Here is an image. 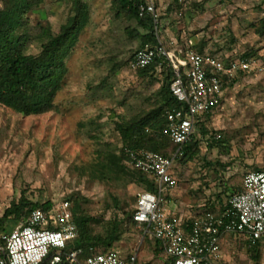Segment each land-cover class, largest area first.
Returning a JSON list of instances; mask_svg holds the SVG:
<instances>
[{"label":"rangeland","instance_id":"obj_1","mask_svg":"<svg viewBox=\"0 0 264 264\" xmlns=\"http://www.w3.org/2000/svg\"><path fill=\"white\" fill-rule=\"evenodd\" d=\"M80 2L84 27L65 60L67 74L55 109L24 117L0 106V218L21 197L39 204L68 201L99 220L93 230L102 233L114 216L133 211L143 190L110 169L107 156L121 146L116 127L159 107L162 80L157 74L140 78L126 66L140 43L133 35L144 32L119 13L113 0ZM75 16L73 0H42L24 17L25 54L41 51V28L57 35ZM262 18L264 0H205L190 18L163 17L166 44L175 38L180 47L190 41L208 54H248L263 68L225 89L221 106L206 118V136L196 127L197 154L174 164L178 183L168 193L171 198L164 193V206L170 201L184 211L218 212L246 173L264 170V33L255 31ZM112 249L124 257L135 253L136 264H166L165 255H156L154 241L139 229L124 232ZM219 256L220 264H264V246L252 259L244 238L227 234Z\"/></svg>","mask_w":264,"mask_h":264},{"label":"built area","instance_id":"obj_2","mask_svg":"<svg viewBox=\"0 0 264 264\" xmlns=\"http://www.w3.org/2000/svg\"><path fill=\"white\" fill-rule=\"evenodd\" d=\"M173 2L183 4V0H141L137 6L139 18L152 19L156 44L137 51L128 68L133 72L154 64L158 72L163 66L169 68L174 77L170 93L181 107L166 113L167 140L176 147L170 157L143 150L125 151L133 167L149 176L156 189L153 193H137L132 220L144 228L145 238L162 243L165 257L172 260L170 264H220V246L225 235H237L251 243L264 240V171L246 173L242 190L229 198L219 215L207 212L192 218L189 233L184 224L191 217L166 213L163 195L176 188L173 166L182 156V148L194 141L197 124L221 106L224 84L241 74L260 73L263 68L252 59L198 54L191 49L190 41L180 47L175 38H168L166 44L160 16ZM177 16H182V9ZM76 237L77 227L68 201L53 205L48 212L34 210L10 233H0V264H41L49 254L47 264H79V251L63 253ZM136 263L135 253L124 257L114 249L85 261Z\"/></svg>","mask_w":264,"mask_h":264},{"label":"trees","instance_id":"obj_3","mask_svg":"<svg viewBox=\"0 0 264 264\" xmlns=\"http://www.w3.org/2000/svg\"><path fill=\"white\" fill-rule=\"evenodd\" d=\"M140 1L113 0V4L117 7L119 13H123L129 19L134 20L138 28L144 32L143 34L135 33L133 35L140 43L139 47L130 54L126 66H128L132 56L137 51L156 44L152 19L149 16L143 18L138 16L137 6ZM204 1L183 0V4L169 3L168 8L161 11L160 20L162 21L163 17L170 15L176 16L180 9H182V15L190 18L193 10L201 7ZM41 3L42 0H0V106L24 117L43 115L55 109L54 100L61 90L67 74L65 60L77 43L78 35L84 27L86 17L80 0H73L74 10L78 12V16L68 19L67 23L60 27L57 35H52L48 27L41 28L39 34L41 51L37 55L25 54L24 44L28 38L25 33L24 17L29 10L38 7ZM255 31L257 34L264 33V18L259 20V25ZM191 49L198 54H208L203 52L201 45L192 46ZM208 55L220 56L221 58L229 56L230 59L249 57L248 54L241 56L234 54ZM134 73L140 78H155L154 76L157 74L162 80L158 89L159 107L144 117L117 125L116 128L121 143L120 150L107 156V162L113 173L135 181L143 187L144 191L153 193L156 192L153 181L149 176L133 167L125 151L138 152L143 150L170 157L175 152L176 147L167 140L166 113L172 109L180 108L181 105L175 101L170 93V84L174 77L169 68L163 66L161 72H158L157 65L154 64ZM244 76L246 75L241 74L237 78ZM237 78L228 84L225 83L224 89L235 84ZM206 118L197 124L200 135L203 137L206 136L208 129ZM196 146V139L185 145L182 148L183 154L177 161L193 159L197 154ZM241 190L240 185L237 191H230L229 198ZM53 205L49 201L44 204L32 203L21 197L17 203H12L5 209L0 218V233H10L15 225L25 219L32 211L39 209L48 212ZM220 210L218 212L205 210L202 214L208 212L219 215ZM72 212L77 227V237L67 244L63 253L79 251L77 259L79 264H85L88 257L111 250L113 245L120 242L123 233L127 230L139 229V232L144 234V228L139 227L132 220L135 207L129 213H123L121 218L116 215L107 221L105 227H102V233H95L93 230V226L99 225L100 221L85 215L77 203L73 204ZM198 216L194 215L186 220L184 224L186 233L190 232L192 218ZM11 224H14V226L12 227ZM263 241L251 243L244 240L252 259H257L258 252L264 246ZM154 243V253L164 255L162 243L156 240ZM50 256L51 254L41 264H47ZM171 261L170 258L166 257V264H170ZM62 264L68 263L63 261Z\"/></svg>","mask_w":264,"mask_h":264},{"label":"crops","instance_id":"obj_4","mask_svg":"<svg viewBox=\"0 0 264 264\" xmlns=\"http://www.w3.org/2000/svg\"><path fill=\"white\" fill-rule=\"evenodd\" d=\"M175 190V189H174ZM168 194V193H167ZM167 196H169L170 198L172 197L171 196V193L170 194H168ZM175 196V194L173 195V197ZM169 202L170 201H168L167 203H166V205L164 206V210L166 211V213H168V214H181V215H184L185 217H192V216H194V215H199V216H201L202 215V213L203 212H205V210H200V211H195V212H193V211H184L183 209H181V208H178L177 207V203L178 202H173V204H171V206H169Z\"/></svg>","mask_w":264,"mask_h":264}]
</instances>
